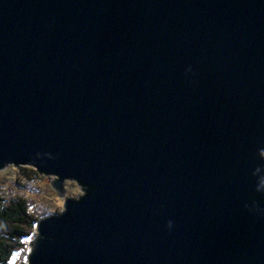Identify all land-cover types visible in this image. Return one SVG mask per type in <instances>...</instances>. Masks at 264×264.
Here are the masks:
<instances>
[{"label": "water", "instance_id": "obj_1", "mask_svg": "<svg viewBox=\"0 0 264 264\" xmlns=\"http://www.w3.org/2000/svg\"><path fill=\"white\" fill-rule=\"evenodd\" d=\"M83 194L28 264H264V0H0V171Z\"/></svg>", "mask_w": 264, "mask_h": 264}, {"label": "rangeland", "instance_id": "obj_2", "mask_svg": "<svg viewBox=\"0 0 264 264\" xmlns=\"http://www.w3.org/2000/svg\"><path fill=\"white\" fill-rule=\"evenodd\" d=\"M22 167L34 169L30 166ZM22 167L9 165L0 171L2 189L8 197L22 196L26 198L31 206V210L42 217L62 212L66 198H78L83 194L76 182L66 181V197L61 198L51 184L55 178L54 176L38 174L40 177H34L31 171L24 170ZM34 238L35 235L29 237L30 243L14 255L11 264H19L22 261L28 260L31 250L30 244Z\"/></svg>", "mask_w": 264, "mask_h": 264}, {"label": "trees", "instance_id": "obj_3", "mask_svg": "<svg viewBox=\"0 0 264 264\" xmlns=\"http://www.w3.org/2000/svg\"><path fill=\"white\" fill-rule=\"evenodd\" d=\"M22 169L40 177L34 169ZM43 217L31 210L26 198L5 195L0 182V264H11L14 255L26 246L23 238L36 235L37 223ZM19 264H28V261Z\"/></svg>", "mask_w": 264, "mask_h": 264}, {"label": "built area", "instance_id": "obj_4", "mask_svg": "<svg viewBox=\"0 0 264 264\" xmlns=\"http://www.w3.org/2000/svg\"><path fill=\"white\" fill-rule=\"evenodd\" d=\"M29 237H24L23 238V242L27 245L28 243H30V239L28 241Z\"/></svg>", "mask_w": 264, "mask_h": 264}]
</instances>
